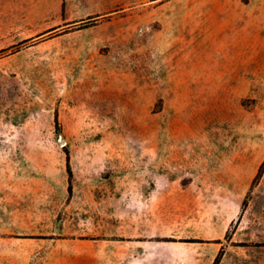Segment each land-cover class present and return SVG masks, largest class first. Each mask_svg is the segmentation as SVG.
Here are the masks:
<instances>
[{
  "label": "rangeland",
  "instance_id": "rangeland-1",
  "mask_svg": "<svg viewBox=\"0 0 264 264\" xmlns=\"http://www.w3.org/2000/svg\"><path fill=\"white\" fill-rule=\"evenodd\" d=\"M131 242L264 264V0H0V264Z\"/></svg>",
  "mask_w": 264,
  "mask_h": 264
},
{
  "label": "crops",
  "instance_id": "crops-1",
  "mask_svg": "<svg viewBox=\"0 0 264 264\" xmlns=\"http://www.w3.org/2000/svg\"><path fill=\"white\" fill-rule=\"evenodd\" d=\"M93 249L92 251L88 250L86 253V264H105V262L108 260L107 259V254L109 249V245H104L98 243V245H92ZM128 252L126 255H124V258H127V264H138V261L135 259V253L131 249L133 248V242H131L130 245H128ZM102 247V248H101ZM119 251V250H118ZM117 250H115V253H118Z\"/></svg>",
  "mask_w": 264,
  "mask_h": 264
},
{
  "label": "trees",
  "instance_id": "trees-1",
  "mask_svg": "<svg viewBox=\"0 0 264 264\" xmlns=\"http://www.w3.org/2000/svg\"><path fill=\"white\" fill-rule=\"evenodd\" d=\"M66 170H67V174H68V192L69 194H71L72 192V184H71V179H72V169L70 166V158H69V154L68 152L66 153Z\"/></svg>",
  "mask_w": 264,
  "mask_h": 264
},
{
  "label": "water",
  "instance_id": "water-1",
  "mask_svg": "<svg viewBox=\"0 0 264 264\" xmlns=\"http://www.w3.org/2000/svg\"><path fill=\"white\" fill-rule=\"evenodd\" d=\"M59 143H61L62 144V146H64L65 145V141H64V138H63V136L60 134V136H59Z\"/></svg>",
  "mask_w": 264,
  "mask_h": 264
}]
</instances>
